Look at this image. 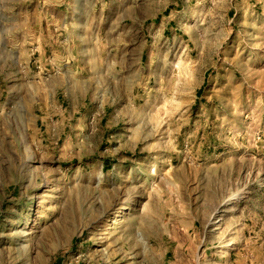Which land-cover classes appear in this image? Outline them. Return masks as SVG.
I'll return each instance as SVG.
<instances>
[{"label":"rangeland","instance_id":"1","mask_svg":"<svg viewBox=\"0 0 264 264\" xmlns=\"http://www.w3.org/2000/svg\"><path fill=\"white\" fill-rule=\"evenodd\" d=\"M33 3L0 0V264H264V0H56L46 46Z\"/></svg>","mask_w":264,"mask_h":264},{"label":"crops","instance_id":"2","mask_svg":"<svg viewBox=\"0 0 264 264\" xmlns=\"http://www.w3.org/2000/svg\"><path fill=\"white\" fill-rule=\"evenodd\" d=\"M33 5L20 8V28L24 25L29 28V23L33 21L37 25V40L40 46L55 44L59 40L64 42L69 40L70 23L59 20V11L56 9V0H31ZM40 27L41 30H38ZM29 39V38H28Z\"/></svg>","mask_w":264,"mask_h":264},{"label":"bare ground","instance_id":"3","mask_svg":"<svg viewBox=\"0 0 264 264\" xmlns=\"http://www.w3.org/2000/svg\"><path fill=\"white\" fill-rule=\"evenodd\" d=\"M92 78V77H91ZM90 78V80L93 82V80ZM95 78V77H94ZM89 80V79H88ZM101 80V79H100ZM92 82H89V83H92ZM77 83V82H76ZM79 83V82H78ZM76 85V84H75ZM78 85H76V87H77ZM81 87V86H80ZM114 87H116V86H114ZM113 87V88H114ZM74 88V87H73ZM73 88H72V90H73ZM75 89V88H74ZM76 90V89H75ZM74 90V91H75ZM82 91V90H81ZM79 92H80V90H79ZM77 93V92H76ZM78 94V93H77ZM29 150V152L28 153H30L31 155H32V152H31V149H28ZM26 156V158H25V160H24V162H23V167H24V169L25 168H27L28 167V165H29V163L31 162V160H32V156ZM140 187V186H139ZM219 226H218V224L216 223V229L214 230V231H212L211 232V234H215L216 232H218L219 231ZM210 234V235H211ZM127 240V239H126ZM132 243H134V241H131ZM130 242V243H131ZM232 242H230V241H227V242H224L223 244H221V250L222 251H225V250H227L228 248H231L232 247ZM128 247V246H127ZM121 251V250H120Z\"/></svg>","mask_w":264,"mask_h":264}]
</instances>
